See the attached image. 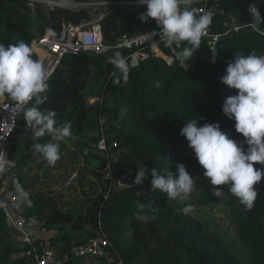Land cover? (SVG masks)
Listing matches in <instances>:
<instances>
[{
    "label": "trees",
    "instance_id": "obj_1",
    "mask_svg": "<svg viewBox=\"0 0 264 264\" xmlns=\"http://www.w3.org/2000/svg\"><path fill=\"white\" fill-rule=\"evenodd\" d=\"M255 2L264 17V0H219L222 13L213 16L209 28L214 33H223V23L232 18L242 28L220 39L215 65L207 63L203 41L196 50L201 54L191 66L180 58L167 65L163 59L151 55L136 68L130 67L127 80L110 62L119 50L105 55L62 58L48 81V101L40 107L54 110L58 121L71 123L76 144L68 149L69 155L76 157L79 163L80 155L87 151L82 157L83 167L88 174L104 182L103 191L99 196L84 200L78 210H64L58 206L60 194L28 192L22 174L12 177L8 183L9 192H21L19 185L27 193L23 196V217H32L42 223V227L56 230L47 244L55 248L58 256L68 254L73 244H83L97 236L100 226L125 264H264V178L254 186L258 197L251 210H246L230 193L229 185H212L213 189L222 188V196H214V199L221 200L230 210L241 255L231 252L215 231H208L206 223L190 213L174 211L165 193L151 189L150 174L142 185L133 184L135 171L142 165L149 172L156 168L161 174L169 170L174 175L178 174L177 165L181 163L189 173L203 169L180 135L184 122L191 119H198L201 125L218 122L222 131L241 139L234 130V121L221 111L224 99L236 94V90L221 83V77L233 53L264 54V20L255 24L247 12L248 5ZM145 11L146 6L130 7L108 14L101 22L105 43L124 34L158 28L151 18L146 22L138 19ZM85 18L83 10L45 11L35 7L31 11L23 0H0V43L7 46L23 40L31 45L48 29L59 36L62 21L77 25ZM34 24L35 32L31 30ZM184 47L190 45L183 42L182 49ZM119 52L126 58L127 52ZM33 58L36 59L35 54ZM157 83L160 87H156ZM87 98H93L94 103L86 104ZM22 112L18 128L10 137L9 155L17 167L41 166L47 161L34 151L33 145L49 142L52 137L46 134L34 139L32 129H23ZM100 121L107 146L116 144L108 152L113 156L110 161L112 181L104 180L96 172L106 167V157L91 148L100 138ZM81 138L85 140L81 142ZM254 167L264 168V165ZM113 181H125L133 187L118 188ZM139 204L150 205L147 214L154 215L155 219L147 223L136 220L134 214L139 211ZM12 233L0 211V264H33L28 258L18 256L20 249L9 239Z\"/></svg>",
    "mask_w": 264,
    "mask_h": 264
},
{
    "label": "clouds",
    "instance_id": "obj_2",
    "mask_svg": "<svg viewBox=\"0 0 264 264\" xmlns=\"http://www.w3.org/2000/svg\"><path fill=\"white\" fill-rule=\"evenodd\" d=\"M138 2L146 5V11L140 13L138 19L146 22L151 18L159 28V33L154 30L150 35H159L169 46L187 42L190 47H184L176 56L186 61L193 57L212 23L214 12L197 13L190 7H181V4H190V0ZM256 4H249L247 12L255 24H261L264 17ZM48 35L54 37L55 33L48 29ZM33 57V48L23 40L7 46L0 43V96L7 95L19 105L32 102L31 106L23 108V120L32 129L34 139L46 134L52 137L49 142L34 143L33 149L41 154L49 165H55L61 156L57 141H71V123L58 121L54 110L40 107L48 101V81L51 73L42 59ZM110 62L127 80L130 65L122 54L115 52ZM221 83L236 90L235 95L224 99L221 111L225 117L234 121V130L241 139H234L229 132L222 131L218 122L201 125L198 119L184 122L180 135L188 142V147L192 149L204 170L203 175L209 179L210 184L229 185L230 193L246 210H251L258 197V190L254 186L264 178V168L254 167L255 164L264 165V54L233 53V58L228 62L225 74L221 77ZM156 87H160L159 83ZM5 163L6 160L0 159V169H3ZM177 173L174 175L167 170L161 174L156 168L149 172V169L142 165L135 171L133 184L142 185L150 174L152 190H159L170 199L188 201L196 187L195 178L182 163L177 165ZM17 188L21 190L22 195H27L19 185ZM213 194L216 197L222 196V188L214 189ZM149 207L150 205L139 204V211L134 214V218L143 223L155 219L154 215L147 214ZM193 210L194 205L186 203L182 211L188 214Z\"/></svg>",
    "mask_w": 264,
    "mask_h": 264
},
{
    "label": "built area",
    "instance_id": "obj_3",
    "mask_svg": "<svg viewBox=\"0 0 264 264\" xmlns=\"http://www.w3.org/2000/svg\"><path fill=\"white\" fill-rule=\"evenodd\" d=\"M23 1L27 2L31 11L38 7L45 11L61 8L86 12L87 18L77 25L62 21L59 36L50 37L47 30L43 36L32 41L31 47L36 59L44 61L51 76L65 56L82 57L84 55H105L111 50L125 51L127 52L126 61L131 68H136L140 62L150 58L151 55L161 58L167 65H171L177 58L176 53L182 50L183 42L169 46L159 35L153 37L150 35L154 30L159 33V28L133 35L124 34L109 43H105L101 29L103 19L115 10L146 6L139 4L138 0H104L84 3L74 0ZM185 6L195 9L197 13L204 11H213L214 15L222 13L219 0H190L188 5L181 4V7ZM223 27L225 30L223 33H214L208 28L201 39L207 50L206 59L209 65L217 63L220 39L226 35L237 33L242 28L233 18L229 22H224ZM40 53L44 55L43 58L39 57ZM213 56H215L214 60ZM191 64L192 62L188 66H191ZM98 102L101 104L102 99L99 98ZM30 103L31 101L28 102V105H19L5 95L0 96V159L6 160L5 166L0 169V211L3 212L6 224L14 231L19 243L17 247L20 249V253L18 255L28 258L33 264H69L70 261L76 260H93L103 264H125L100 226L97 236L83 244L73 245L69 253L63 256H58L54 248L39 243L31 234V231L41 228V224L32 217H23L21 214L24 207L23 198L8 191V179L12 177L17 167L16 162L9 155L10 137L18 128L17 122L20 113ZM93 103V99L88 100V104ZM23 128L26 130L31 129L26 125V122ZM99 128L100 138L96 143L91 144V148L105 155L106 167L103 170H96V172L104 180L112 181L110 161L113 156H109L108 152L110 149L115 148L116 144L113 143L108 147L101 121L99 122ZM86 154L87 151H84L81 158ZM73 178L74 176L70 180H73ZM115 182H118L120 187H133L131 183L124 185L120 184L122 181H113V183ZM104 199H106V196Z\"/></svg>",
    "mask_w": 264,
    "mask_h": 264
},
{
    "label": "rangeland",
    "instance_id": "obj_4",
    "mask_svg": "<svg viewBox=\"0 0 264 264\" xmlns=\"http://www.w3.org/2000/svg\"><path fill=\"white\" fill-rule=\"evenodd\" d=\"M35 27L36 25L34 24L31 30L34 31ZM200 54L201 51L197 53L195 52L193 57L189 58L188 61H186L185 59L184 63L186 65H189ZM90 99L93 98H87L85 101L86 104ZM80 140L81 142H83L85 139L81 138ZM67 148L68 147L65 146V143H61L60 152L61 154H63L64 157L62 158L64 159H59L55 165L47 167L50 173H48L47 175V171L44 170L43 173H41V176L37 178V182L35 181V179H33V177H30V168L35 165L29 167H16L15 173L22 174V181L28 187L37 183V188L33 190L39 191L38 188H52L56 183V178L59 176V173H63V177L60 176V179H63V184L64 180L69 181V179L71 178V174L74 171H77L78 173L74 178L77 182L78 189L71 192L75 195V199H71L67 202L68 206H73L74 209H77L80 202L90 197L92 198L95 196H99L103 191L104 182L100 181L95 176L88 174L86 171H83V168L78 166L76 157L69 156ZM17 151L19 152L20 148H18ZM203 171V169H199L194 173H190V175L195 178L196 187H194L188 201L169 198V204L176 212H183L182 210L185 207L186 203L193 204L194 210L190 212V214L202 223H206L208 231H215L216 234L224 241L231 252L241 255L242 253L239 249L240 244L236 240L230 210L222 203L221 200L216 201L214 199V189L210 184L209 179L203 175ZM120 184L127 185L129 183L123 181ZM114 185H116L118 188H123L122 186H119L118 182H115ZM88 262L89 261L86 260H76L77 264H87Z\"/></svg>",
    "mask_w": 264,
    "mask_h": 264
},
{
    "label": "crops",
    "instance_id": "obj_5",
    "mask_svg": "<svg viewBox=\"0 0 264 264\" xmlns=\"http://www.w3.org/2000/svg\"><path fill=\"white\" fill-rule=\"evenodd\" d=\"M57 143H59V146H60V149H61L60 141H57ZM65 146L67 147L66 144H65ZM67 150H68V148H67ZM68 152H69V150H68ZM69 156H71V155H69ZM62 157H64L63 154H61V156H60L61 160L64 159ZM81 163H82V158H81V155H80V162L78 163V161H77V164H78L79 167L83 168V171H85V169L83 167L84 165H83V163L81 165ZM47 167H51V165L49 166V164L47 162L45 164L41 165V166H36V165L33 166L32 168H30V177H33V179H35V181L37 182V178H39V176H41V173H43L44 170L47 171V175H48V173H50L48 171ZM55 167H57V166H55ZM51 173H53V172H51ZM77 173H78L77 171H74L71 174V177H73V176L76 177L75 175H77ZM14 176H17V173L14 172V175H12V177H14ZM60 176L63 177V173H59V176L56 178V183H55V185L52 188L51 187H47L45 189L38 188L39 191H36V190H33V189L37 188V185H36L37 183L36 184L34 183L35 185H30V187L27 186V191L30 192V193H34V192H51L52 196H57L58 194H60V198L58 200V206L61 207L64 210L65 209H74L73 206H68L67 202L69 200H71V199H75V195L73 193H71V192L75 191L76 189H78L77 188L78 187L77 186V182H76L75 178H73V180L69 179V181L68 180H64V183L62 184L63 179H60ZM47 178H48V176H47ZM10 179H8V182H9ZM69 185H73V188H69L68 189ZM46 186H48V185H46ZM13 193H16V194L20 195L22 198L24 196V195H22L21 192L13 191ZM23 200H24V198H23ZM82 202H84V201H82ZM82 202L79 203L78 208L81 206ZM78 208L74 209V210H78ZM40 224H41V228H37V229L31 231V234L34 235V237L38 240L39 243H42L44 246L50 247L47 243H48L49 239L56 234V230L55 229H49L48 230L47 228L42 227V223H40ZM9 239L12 240L13 242H16L15 243L16 246L19 245V243H18V241H17V239L15 237L14 231H13L12 235L9 236ZM69 264H77V263H76V261H70ZM87 264H103V263H100V262H97V261H93V260H89V262Z\"/></svg>",
    "mask_w": 264,
    "mask_h": 264
},
{
    "label": "water",
    "instance_id": "obj_6",
    "mask_svg": "<svg viewBox=\"0 0 264 264\" xmlns=\"http://www.w3.org/2000/svg\"><path fill=\"white\" fill-rule=\"evenodd\" d=\"M142 24H143V23H142ZM10 44H13V42L10 43ZM63 142H64V141H63ZM64 143L67 145L68 149H72V148L75 146V144H76V139L72 136L71 141H69V142H64Z\"/></svg>",
    "mask_w": 264,
    "mask_h": 264
},
{
    "label": "bare ground",
    "instance_id": "obj_7",
    "mask_svg": "<svg viewBox=\"0 0 264 264\" xmlns=\"http://www.w3.org/2000/svg\"><path fill=\"white\" fill-rule=\"evenodd\" d=\"M39 57H40V58H43V57H44V55L40 53V54H39Z\"/></svg>",
    "mask_w": 264,
    "mask_h": 264
}]
</instances>
